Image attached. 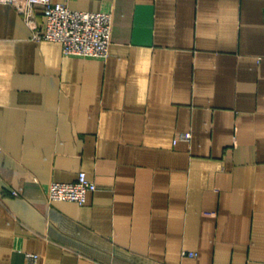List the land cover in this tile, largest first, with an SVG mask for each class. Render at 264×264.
<instances>
[{
	"label": "crops",
	"instance_id": "0c3cea01",
	"mask_svg": "<svg viewBox=\"0 0 264 264\" xmlns=\"http://www.w3.org/2000/svg\"><path fill=\"white\" fill-rule=\"evenodd\" d=\"M57 1L110 11V51L0 1V264H264V0Z\"/></svg>",
	"mask_w": 264,
	"mask_h": 264
},
{
	"label": "built area",
	"instance_id": "2783aa9c",
	"mask_svg": "<svg viewBox=\"0 0 264 264\" xmlns=\"http://www.w3.org/2000/svg\"><path fill=\"white\" fill-rule=\"evenodd\" d=\"M9 2L19 8L26 21L33 27L34 37L38 39L60 40L65 54L106 58L109 55L112 30V14L108 10H82L71 8L57 0H0ZM43 8L45 16L42 24L35 20L34 7ZM180 138L188 139L191 132H182ZM97 185L80 171L74 181L53 180L48 186V198L52 200H74L84 204L89 191L96 190ZM14 193H17L15 190ZM193 255V252H190ZM35 259V253H28ZM94 264H106L95 261Z\"/></svg>",
	"mask_w": 264,
	"mask_h": 264
}]
</instances>
